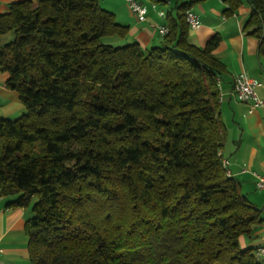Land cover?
Wrapping results in <instances>:
<instances>
[{"label":"trees","instance_id":"obj_1","mask_svg":"<svg viewBox=\"0 0 264 264\" xmlns=\"http://www.w3.org/2000/svg\"><path fill=\"white\" fill-rule=\"evenodd\" d=\"M147 1L169 3L147 47L105 42L129 26L98 0L0 14V36L13 33L0 71L26 109L0 119V194L33 213L32 264H264L241 244L261 210L221 154V38L198 46L186 21L207 0ZM222 1L228 14L249 4L243 28L264 57V0Z\"/></svg>","mask_w":264,"mask_h":264},{"label":"crops","instance_id":"obj_2","mask_svg":"<svg viewBox=\"0 0 264 264\" xmlns=\"http://www.w3.org/2000/svg\"><path fill=\"white\" fill-rule=\"evenodd\" d=\"M18 0H0V14L8 11L12 2ZM126 2V1H125ZM148 5L152 2L145 1ZM157 4V9L167 10ZM116 9V21L129 26L126 39L139 42L143 47L159 42L161 34L158 25L166 23L154 9L148 7L147 19L137 21L127 4L117 1L112 4ZM226 4L222 0H207L195 4L191 10L200 17V26L190 30L192 42L204 46L215 34L221 38L215 50L217 56L228 68L220 83V115L227 128L223 160L227 161L228 173L239 180L241 191L262 213V222L256 225L253 238L244 237V247L256 249L264 246V192L255 187L254 173L264 175V111L256 108L249 112V104L235 98L233 92L234 76L244 70L250 77L261 82L256 88L257 95L264 98V57L258 53V40L243 28L248 18L250 6L243 3L233 13L225 12ZM13 39V33L0 36V46ZM124 38H119L122 40ZM7 74L0 71V119H15L25 112L16 91L6 85ZM16 196L0 194V248L2 264H32L29 253V235L26 221L33 215L28 207L10 204ZM264 263V257L261 258Z\"/></svg>","mask_w":264,"mask_h":264},{"label":"built area","instance_id":"obj_3","mask_svg":"<svg viewBox=\"0 0 264 264\" xmlns=\"http://www.w3.org/2000/svg\"><path fill=\"white\" fill-rule=\"evenodd\" d=\"M126 4L137 21L141 22L147 19L148 5L145 2L141 0H126ZM151 6L160 18L166 19L165 9H157V4L153 2L151 3ZM186 21L191 29H196L200 26L199 15L191 9L186 11ZM157 30L161 35H164L167 33L168 28L166 24H162L157 26ZM261 84V82L250 77L244 70H242L234 76L232 94L239 101L249 104V112H252L256 108L264 111V98H260L256 92V88L261 86ZM223 163L227 167V161L223 160ZM254 176L256 189L264 192V175L254 173ZM255 251L258 257H264V246H258ZM1 254L2 250L0 248V264H2Z\"/></svg>","mask_w":264,"mask_h":264},{"label":"rangeland","instance_id":"obj_4","mask_svg":"<svg viewBox=\"0 0 264 264\" xmlns=\"http://www.w3.org/2000/svg\"><path fill=\"white\" fill-rule=\"evenodd\" d=\"M117 1L122 2L123 5L126 4V2H125L126 0H98V2L100 3V5L103 8L108 9L110 11H112L113 9H116V7H114V5H112V4L116 3ZM148 7L153 9L151 4H148ZM118 39H119L118 37L114 36V37H107L104 40H105V42L112 43V44L118 45V46L124 45L126 43H130V40H128L126 38H124L122 40H118Z\"/></svg>","mask_w":264,"mask_h":264}]
</instances>
